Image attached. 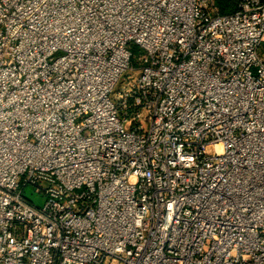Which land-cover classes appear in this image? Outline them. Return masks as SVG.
Instances as JSON below:
<instances>
[{"label": "built area", "instance_id": "obj_1", "mask_svg": "<svg viewBox=\"0 0 264 264\" xmlns=\"http://www.w3.org/2000/svg\"><path fill=\"white\" fill-rule=\"evenodd\" d=\"M0 264H264V0H0Z\"/></svg>", "mask_w": 264, "mask_h": 264}, {"label": "rangeland", "instance_id": "obj_2", "mask_svg": "<svg viewBox=\"0 0 264 264\" xmlns=\"http://www.w3.org/2000/svg\"><path fill=\"white\" fill-rule=\"evenodd\" d=\"M131 47H132L133 51L136 53V58L134 59V64L136 66H138V61H137L138 57L137 56L141 53L142 50H140L138 47H136L134 45H132ZM128 75H130V76L132 75L133 81H135L136 78L139 76V71L138 70H136V71L129 70L126 73H124L123 76L120 78L115 91H119L120 89L123 88L124 84L129 82V79L127 77ZM148 124H149L148 121L144 120V126L146 127V129L148 128ZM24 196L26 198H28V200H30L31 202H33L37 206L43 205L46 201L45 194L38 192L37 189L32 185H29L25 188Z\"/></svg>", "mask_w": 264, "mask_h": 264}, {"label": "trees", "instance_id": "obj_3", "mask_svg": "<svg viewBox=\"0 0 264 264\" xmlns=\"http://www.w3.org/2000/svg\"><path fill=\"white\" fill-rule=\"evenodd\" d=\"M239 0H215L219 13L229 14L237 9Z\"/></svg>", "mask_w": 264, "mask_h": 264}]
</instances>
